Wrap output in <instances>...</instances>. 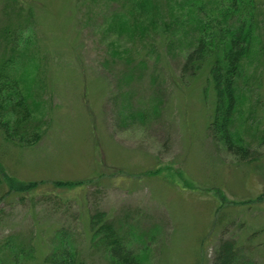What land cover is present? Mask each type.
<instances>
[{
  "label": "rangeland",
  "instance_id": "374dc122",
  "mask_svg": "<svg viewBox=\"0 0 264 264\" xmlns=\"http://www.w3.org/2000/svg\"><path fill=\"white\" fill-rule=\"evenodd\" d=\"M101 2L0 0V29L31 28L26 56L0 83V106L21 97L27 130L39 134L16 143L0 132V239L31 237L30 264H42L53 229L62 228L87 264H109L88 232L96 206L144 264H211L220 238L264 264V50L245 60L246 93L233 118L255 150L247 160L206 131L212 90L199 76L188 84L175 77L181 58L112 61L127 39L115 47L107 17H87ZM6 55L0 37V59ZM5 176L36 185L9 190ZM56 179L80 182L56 186Z\"/></svg>",
  "mask_w": 264,
  "mask_h": 264
},
{
  "label": "trees",
  "instance_id": "16d2710c",
  "mask_svg": "<svg viewBox=\"0 0 264 264\" xmlns=\"http://www.w3.org/2000/svg\"><path fill=\"white\" fill-rule=\"evenodd\" d=\"M87 11L90 20L98 14L107 17L106 23L115 33L110 44L116 47L117 40L126 37L120 51L112 50L111 59L116 58L112 61L138 66L161 57V52L181 58L175 77L188 84L199 76L203 87L210 85L212 90V109L206 122L208 134L239 158H254L255 150L243 143L237 129L234 130L233 118L246 93V82H241L245 60L252 54V62L264 50V16L257 0H102L99 11ZM28 31V23H9L0 29L7 49V55L0 59V80L6 77L0 82L3 85L10 81L8 66L21 62L28 52ZM20 99L9 100L10 107L5 111L0 106V117L7 114L0 119V132L8 141L25 143L37 139L39 134L27 130L28 114L26 108L18 106ZM3 178L9 190L25 191L36 185L34 180ZM78 182L56 179L53 185L71 186ZM87 221L90 240L109 264H144L138 250H133L131 238L104 210L90 208ZM52 234L42 264H87L62 228L53 229ZM33 250L31 237L8 234L0 239V264H30ZM211 264L259 263L245 255L234 239L220 238L214 245Z\"/></svg>",
  "mask_w": 264,
  "mask_h": 264
}]
</instances>
